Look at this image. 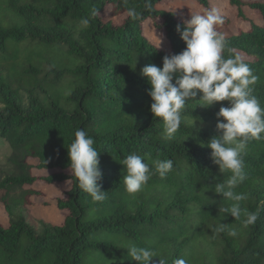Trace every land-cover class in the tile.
Instances as JSON below:
<instances>
[{
    "label": "trees",
    "instance_id": "trees-1",
    "mask_svg": "<svg viewBox=\"0 0 264 264\" xmlns=\"http://www.w3.org/2000/svg\"><path fill=\"white\" fill-rule=\"evenodd\" d=\"M172 1L150 0L145 8V0H0V138L11 147L15 167L0 182L9 218L7 226L0 223V264H135L129 243L156 250L167 264L181 257L188 264H264V133L241 154L246 179L234 191L247 195L243 209L258 213L255 224L244 226L243 215L235 220L219 213L229 202L215 186L230 173H220L205 146L221 135L216 125L225 121L217 113L229 102L206 107L198 93L187 101L172 139L150 113V85L141 69L162 68L165 55L186 47L176 27L189 18L166 9ZM229 3L247 26L233 32L226 18L216 26L225 37L223 56L239 55L250 67L258 77L253 95L264 107V0ZM129 8L139 17H128ZM82 18L90 23L78 30ZM148 23L163 34L160 47ZM77 129L86 130L100 152L99 183L107 192L101 202L78 187L68 168ZM132 153L150 166L171 159L173 170L163 178L153 174L129 194L121 163ZM34 170L52 174L35 176ZM40 183L71 187L55 198L63 223H43L38 231L21 213L33 197L44 196L32 188ZM220 223L238 235L214 234Z\"/></svg>",
    "mask_w": 264,
    "mask_h": 264
},
{
    "label": "clouds",
    "instance_id": "clouds-1",
    "mask_svg": "<svg viewBox=\"0 0 264 264\" xmlns=\"http://www.w3.org/2000/svg\"><path fill=\"white\" fill-rule=\"evenodd\" d=\"M150 7V0H145V8ZM95 15V13H93ZM127 16L139 17L134 8L127 10ZM90 20L82 18L78 30L87 28ZM224 20L216 9L205 10L203 14H193L183 25H177L176 31L185 43V49L179 54L165 55L162 68L154 64L141 69V75L149 85L148 95L151 98L150 113L153 118L163 122V135L172 139L182 123V111L190 99L201 94L199 101L208 107L213 103L228 101L229 107H221L217 113L216 129L221 133L212 137L207 144L211 150V159L218 166L220 173L229 172L226 183H218L215 193L228 201L227 206L219 207V213L230 215L239 220L243 215L244 226L255 224L257 212L242 208L241 202L247 195L234 191L245 179L244 163L241 154L250 139H261L264 133V107L256 96L253 87L258 79L239 55L224 58L225 37L216 29ZM163 34L159 40L162 43ZM231 51V50H229ZM175 77V79H174ZM74 140L67 148L68 168L77 181L78 187L88 193L93 201L106 199L107 192L99 183L102 172L99 169L100 152L94 147V139L84 129H77ZM47 163V161H45ZM121 165L126 175L123 176L125 190L135 194L142 190L151 176L158 173L161 178L173 170L171 159L152 161L151 166L136 153L127 155ZM236 237V228L218 224L212 231ZM127 254L135 264H152L157 258L158 264H167L159 253L148 247H139L133 243L127 246ZM172 264H188L184 258H176Z\"/></svg>",
    "mask_w": 264,
    "mask_h": 264
},
{
    "label": "rangeland",
    "instance_id": "rangeland-1",
    "mask_svg": "<svg viewBox=\"0 0 264 264\" xmlns=\"http://www.w3.org/2000/svg\"><path fill=\"white\" fill-rule=\"evenodd\" d=\"M166 9L172 11H183V16L189 19L193 14H203L205 10L216 9L223 19L226 18L230 20V28L233 32L237 31L239 24H241V27L247 26V23L241 22L239 20L238 9L234 8V6L229 3V0H210L208 8H198L192 1L175 0L170 2ZM147 30L149 36L154 41L159 42L158 38H161V35L156 29L152 28L150 23L147 25ZM12 154L13 152L11 147L0 138V182L15 173V167L10 162ZM33 174L35 176H48L52 174V172L34 170ZM70 187L71 183L54 184L50 186L43 183L35 185L32 188L41 191L44 196L33 197L32 206H28L21 214L24 215L27 219V222L35 227L38 231L42 230L43 223L49 225L62 224L64 221V216L62 211L58 209L55 198L67 191ZM3 194L4 192L0 191V197ZM0 223L4 226H7L9 223L8 215L2 205H0Z\"/></svg>",
    "mask_w": 264,
    "mask_h": 264
}]
</instances>
